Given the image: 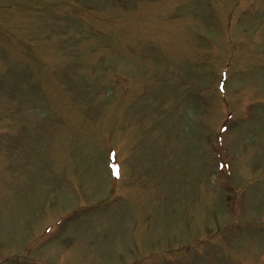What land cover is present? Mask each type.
I'll return each instance as SVG.
<instances>
[{"label": "rangeland", "instance_id": "rangeland-1", "mask_svg": "<svg viewBox=\"0 0 264 264\" xmlns=\"http://www.w3.org/2000/svg\"><path fill=\"white\" fill-rule=\"evenodd\" d=\"M0 264H264V0H0Z\"/></svg>", "mask_w": 264, "mask_h": 264}]
</instances>
